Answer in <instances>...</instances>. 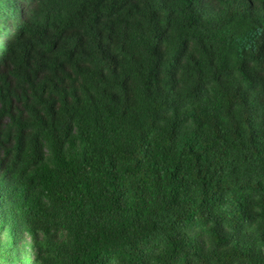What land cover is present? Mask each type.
I'll list each match as a JSON object with an SVG mask.
<instances>
[{"label":"clouds","instance_id":"obj_1","mask_svg":"<svg viewBox=\"0 0 264 264\" xmlns=\"http://www.w3.org/2000/svg\"><path fill=\"white\" fill-rule=\"evenodd\" d=\"M5 21L8 29L6 15L0 18V68L10 62L9 75L20 89L19 97L12 95L20 107L15 120L9 117L7 125H0V140L6 142L11 133L13 154L21 130V152L29 157L33 136L57 149L63 144L59 161L70 159L67 166L73 169L82 165L93 188L102 181L106 199L113 192L111 176L117 185L131 187V199L137 184L148 186L154 162L169 169L179 164L189 194L174 215L157 221L155 231L129 240L150 254L146 261L165 248L160 264L173 255L184 264L185 254L189 264H241V259L246 264L248 258L239 256L244 244L264 236V142L255 147L247 138L254 114H264V0H28L23 18H10L11 29ZM57 40L58 48L51 49ZM181 43L184 51L177 57ZM101 51L119 52V60H101ZM154 67L155 79L150 75ZM25 71H39L41 77L29 83ZM198 86L206 95H197ZM7 91L0 75L5 108ZM53 103L55 119L48 114ZM205 110L208 117L201 123ZM101 141L102 166L93 151ZM95 167L100 172L93 176ZM202 181L215 193L210 206L200 204ZM185 216L191 222L179 224L177 217ZM173 221L187 236L175 253L168 242ZM79 227L83 244L89 228L86 223ZM197 247L203 248L198 259L192 255ZM259 248L264 251V243Z\"/></svg>","mask_w":264,"mask_h":264},{"label":"trees","instance_id":"obj_2","mask_svg":"<svg viewBox=\"0 0 264 264\" xmlns=\"http://www.w3.org/2000/svg\"><path fill=\"white\" fill-rule=\"evenodd\" d=\"M27 7L28 0H0V18L6 15L8 20V29L5 21L6 30L12 27L10 18L22 19ZM60 35L63 36L64 33ZM58 45L59 40L51 43L50 47L57 49ZM77 46H81V41H77ZM184 47L181 43L176 52L177 57L184 51ZM120 51L124 49L121 48ZM152 55H156L155 48ZM105 56L116 62L120 54L116 51H101V60H104ZM132 59L135 60L136 57ZM25 65L31 66L27 53ZM12 71L10 62L6 60L0 68V75H3L8 84V104L6 108L0 104V113H3L0 114V125H7L9 117L15 120L16 109L20 107L12 95L15 92L16 97L20 96V89L15 88L17 81L9 75ZM15 71L19 72V69ZM150 75H153V79L159 75L155 72V67ZM168 75L171 80V68L168 69ZM24 76L31 83L33 76L40 79L41 73L37 71L29 74L25 71ZM196 91L200 96L207 93V90L201 89L200 86ZM25 99L30 101L31 98L25 95ZM216 102L222 103V100L217 97ZM48 114L55 119L57 113L54 103L49 105ZM37 115L39 116V113ZM161 115L156 113L155 118L160 119ZM207 117L208 111L205 110L200 114V122L203 123ZM40 122L43 124L45 117L40 116ZM68 132H71V127ZM67 134L66 132L65 135ZM247 138L249 145L255 147L264 142V114H254L253 123L247 129ZM13 139L9 133L6 142L0 140V144L4 145L0 150V264H160L165 248H160L161 256L151 255L146 261L145 257L150 254L135 248L129 236L146 233L149 229L155 231L158 220L175 214L174 210L182 202V197L187 196L191 190L185 176L181 175V165L169 169L159 167V163L154 162L152 179L145 181L148 186L141 187L137 184L136 193L132 194L131 199H127L132 193L131 187L117 185L116 177L111 176L110 186L113 192L111 197L106 199L100 192L102 181H95L93 188L85 179L88 171L82 165L73 169L67 166L71 163L70 159H66L64 163L59 161L57 153L63 152V144L57 149L54 145L44 142L40 136H33L29 141L32 146L29 157L21 152L24 130H21L19 138L15 139V154L11 150ZM103 143L104 141H101L100 145L93 149L100 157L96 163L101 166L103 155H106ZM187 152L191 155L192 148L189 147ZM180 155L183 156L184 153L181 152ZM256 155L259 156L260 152L257 151ZM90 159L86 156L84 162L89 163ZM111 166L109 161V167ZM98 172L100 168L95 167L92 175L95 176ZM201 196V206L206 203L210 206L215 197V193H211L208 184L203 181ZM177 221L179 224L190 223L191 216L177 217ZM177 221H173V228L170 230L172 235L168 237L173 253L177 245H184L187 239L186 233L176 226ZM82 223H86L89 228V235L83 237V244L80 243L79 235V225ZM217 236L219 237V233ZM101 241L104 242L102 251L99 250L102 247ZM125 243L130 247H125ZM261 243H264V236L251 246L244 244L239 256L248 258L246 264H264V251L259 248ZM109 244L111 248L108 247ZM236 247L239 250L241 244L237 242ZM29 248L33 251H29ZM199 252H203V248L197 247L192 255L198 259ZM164 264H177V258L173 255L164 261ZM184 264H189L187 254ZM227 264L233 262L228 261ZM241 264H244L243 259Z\"/></svg>","mask_w":264,"mask_h":264}]
</instances>
